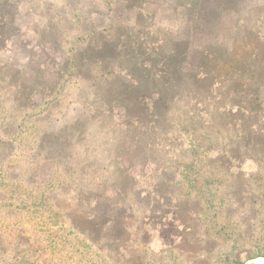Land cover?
<instances>
[{"label": "trees", "instance_id": "1", "mask_svg": "<svg viewBox=\"0 0 264 264\" xmlns=\"http://www.w3.org/2000/svg\"><path fill=\"white\" fill-rule=\"evenodd\" d=\"M123 1L129 4L131 0ZM23 2L29 0H0V51L21 33L14 28V18ZM76 2L79 4V0ZM235 2L218 0L208 4L207 0H197L193 8L183 2L184 32L174 37L161 29L165 32L159 35L160 45L150 49L145 41L144 9L135 8L131 26L109 19L106 26L97 28L92 23L94 12L87 11L89 15L81 17L83 6L71 8V3L66 2L71 17L47 22L58 36L56 40L45 41L39 35L38 42L23 40L20 45L23 50L41 53L49 62L46 70L50 85L39 89L17 85L10 91L9 100L19 104L28 94L33 108L41 110L36 100H42L51 110V117L53 107L74 90L66 88L67 78L77 87L86 83L98 87L96 92H87L94 97L92 113L83 120L75 117L64 129L41 130L37 148L42 159L61 162L68 148L84 153H99L107 148L111 151L120 136L127 151L108 160L119 184L101 183L99 178L94 195L78 200L76 207H90L93 202L95 212L104 203L115 205L113 196H133L129 198L133 206L127 207L130 218L120 214L114 226L124 238L141 236L146 251L150 248L154 253L161 252L154 245L157 237L165 239L167 233L174 234L178 228L192 229L191 223H199L201 213L212 209V192L202 184L211 177L223 181L222 200L227 204L223 209L229 215L242 219L248 231L256 224L260 232L264 229V68L250 70L255 60L239 55L245 50L253 52L246 37L237 38L242 30ZM225 13L234 19L231 47L223 41L209 46L195 38L203 32L209 15L221 17ZM32 14L35 16L37 10ZM82 18L86 24L79 23ZM70 35L74 38L68 40ZM195 50L200 53L190 66L189 58ZM3 74L10 78L6 72ZM181 100L184 104L178 107ZM185 139L190 150L184 149ZM95 159L96 155L88 162ZM144 178L147 182L141 181ZM249 182L256 183V194L248 188ZM140 201L144 205L132 221ZM104 213L86 217L93 225L107 224L112 219L108 220ZM164 218L168 220L166 224L162 222ZM236 257L234 254L232 263L240 264Z\"/></svg>", "mask_w": 264, "mask_h": 264}, {"label": "rangeland", "instance_id": "2", "mask_svg": "<svg viewBox=\"0 0 264 264\" xmlns=\"http://www.w3.org/2000/svg\"><path fill=\"white\" fill-rule=\"evenodd\" d=\"M38 1L29 0L19 5L14 28L21 33L16 39L9 40L4 50L0 51V264H233L234 254L240 264H264V229L260 232V226L256 224L252 231H248L242 219L229 215L223 209L227 204L222 200L224 193L221 188L225 187L220 178L211 177L202 183L212 192V199L209 198L212 209L201 213L199 223H191L193 231H196L191 234V243L175 244V249L159 253L152 252L150 248L146 251L141 236L124 238L114 226L116 216L125 213L124 216L130 218L131 211L127 207L128 204L133 206L134 201L131 203L129 200L133 196L124 198L123 195L110 194L115 205L109 207L104 203L95 212L93 202L90 207H76L78 200L94 195L99 178L101 183L119 184L108 160L114 159L119 152L127 151L123 149L126 147L124 140L118 136L117 143L110 147L111 151L107 148L99 153H84L77 148H68L63 151L66 157L61 162L42 159L37 148L38 140L42 136L41 130L50 132V127L53 130L64 129L72 124L75 117L83 120L90 115L94 97L87 92H96L97 86L86 83L82 88L77 87L67 78L66 88L72 87L74 90L70 95L65 94L60 105L53 107L51 117H48L51 110L42 100H36L41 107V110H36L28 94L19 104L8 98L12 88L15 90L17 85L38 89L50 85L46 70L49 62L41 53L23 50L20 45L23 40L38 42L39 35H43L45 41L56 40L58 36L48 28L47 22L51 19L56 23L62 16L71 17L66 2L71 3V8L83 6L79 12L81 17H87L90 13L87 11L94 12L92 23L97 28L106 26L109 19L119 20L126 27L131 26L136 16L135 8L144 9L142 21L145 41L150 49L152 45H160L159 35L165 32L161 29H166L174 37L181 36L186 16L183 2L191 4L193 8L197 0H131L129 4L123 0L116 3H113L114 0H79V4L76 0H40L39 3L43 1L42 5ZM207 1L211 4L218 0ZM234 7L238 11L242 30L237 38L246 37L253 52L249 54L245 50L239 55L255 60L250 70L264 68V0H236ZM36 10L34 16L32 13ZM9 14L12 15L11 10ZM195 16L193 23H196ZM233 20L227 13L221 17L209 15L203 32L195 38L207 42L209 46L223 41L228 43L229 48L235 36L231 25ZM79 23H85L83 18ZM72 38V35L67 37L68 40ZM199 53L197 50L193 52L191 60L189 58L190 66L195 64ZM5 72V76L9 75L10 78L3 76ZM4 78L5 82H2ZM182 104L183 100L178 107ZM188 140L191 143L190 138ZM188 140L185 139L184 149L190 150ZM95 155L97 159L89 163ZM137 172L138 168L135 170ZM141 181L147 182V179ZM248 188L256 194L255 182H249ZM136 198L142 200L143 197ZM138 204L132 221L138 217L144 205L143 201ZM101 212H105L104 216L113 222L93 225L90 219ZM164 221L165 218L162 222L166 224L168 220ZM205 230H208L207 234ZM166 235L165 241L179 239L176 233Z\"/></svg>", "mask_w": 264, "mask_h": 264}, {"label": "crops", "instance_id": "3", "mask_svg": "<svg viewBox=\"0 0 264 264\" xmlns=\"http://www.w3.org/2000/svg\"><path fill=\"white\" fill-rule=\"evenodd\" d=\"M196 230V229H194ZM193 232H196V231H193V228L190 229V228H178L174 234L176 233L177 236H179V239L177 241L176 240H169V241H165L164 239L160 240V238H156L155 239V246H157V248H159L158 250H161V251H165V250H168L170 248H176V245L180 244V245H186V244H190L191 241H190V237H191V234H193ZM176 244V245H175ZM179 250V249H178Z\"/></svg>", "mask_w": 264, "mask_h": 264}]
</instances>
